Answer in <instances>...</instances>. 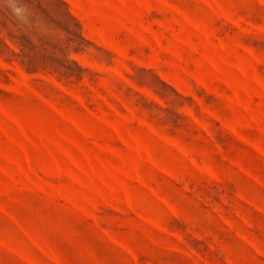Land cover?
<instances>
[{
  "label": "rangeland",
  "instance_id": "rangeland-1",
  "mask_svg": "<svg viewBox=\"0 0 264 264\" xmlns=\"http://www.w3.org/2000/svg\"><path fill=\"white\" fill-rule=\"evenodd\" d=\"M0 264H264V0H0Z\"/></svg>",
  "mask_w": 264,
  "mask_h": 264
}]
</instances>
